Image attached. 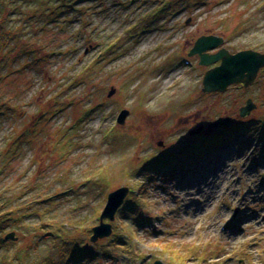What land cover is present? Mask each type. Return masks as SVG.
I'll list each match as a JSON object with an SVG mask.
<instances>
[{
	"label": "rangeland",
	"instance_id": "rangeland-1",
	"mask_svg": "<svg viewBox=\"0 0 264 264\" xmlns=\"http://www.w3.org/2000/svg\"><path fill=\"white\" fill-rule=\"evenodd\" d=\"M2 16L0 264H264V68L204 93L219 63L189 55L202 35L264 53V0H5ZM124 185L132 206L91 242Z\"/></svg>",
	"mask_w": 264,
	"mask_h": 264
},
{
	"label": "water",
	"instance_id": "water-1",
	"mask_svg": "<svg viewBox=\"0 0 264 264\" xmlns=\"http://www.w3.org/2000/svg\"><path fill=\"white\" fill-rule=\"evenodd\" d=\"M225 40L217 35H202L194 43L193 48L189 51L190 56L197 55L199 64L210 67L204 75L202 82V91L208 92H225L231 85H243L244 87L253 84L257 78L259 71L264 68V53L252 49L241 50L240 52L232 53L228 49L222 47ZM115 92L112 88L109 96ZM255 103L252 99H248L246 104L240 108V116L245 117L254 108ZM129 115V110L122 109L118 115V124H123ZM229 119L218 118L212 123V128L219 125L229 126ZM201 131L196 129L194 134ZM129 192V188L125 185L119 187L107 194V202L104 209L99 215V224L93 226L91 242H96L98 239L107 237L112 232L110 222H105V219L113 221L118 209L122 206ZM5 239L15 240L14 232L5 236ZM152 264H166L160 260H155Z\"/></svg>",
	"mask_w": 264,
	"mask_h": 264
},
{
	"label": "trees",
	"instance_id": "trees-1",
	"mask_svg": "<svg viewBox=\"0 0 264 264\" xmlns=\"http://www.w3.org/2000/svg\"><path fill=\"white\" fill-rule=\"evenodd\" d=\"M3 1H5V0H0V4ZM4 18L5 17H3V16L0 17V29H2L3 31L5 30V28L3 29V25H2L3 24V20L2 19H4ZM25 51H26V49H25ZM239 129H240L239 126H233V127L229 128V129L228 128H223L221 130L215 131L210 136H207L205 138H201L199 140V142L195 144V147L197 148L198 146H203V147H212L213 146V148H214L216 146H219L220 144H224L227 141V138H229L231 136L234 137V135L238 134ZM175 161H176V157H173V158L170 159L169 162L172 163V164H174ZM167 165H168L167 162L166 163H163V164L162 163H158V164L153 165V168L154 167H156V168H162L163 166H167ZM130 204H132L131 200L127 202V205L126 204L125 205H122L121 210H126L127 207L132 206ZM110 240H113V239H110ZM80 250L79 251L81 252V254H84V256H86V258L89 255V253L91 252V251H89V249L87 247L82 248ZM81 254L80 253H76L75 255L69 257L68 262L69 261L71 262L73 260L74 261H78L80 258H82V257H80V258L78 257V255L81 256Z\"/></svg>",
	"mask_w": 264,
	"mask_h": 264
},
{
	"label": "bare ground",
	"instance_id": "bare-ground-1",
	"mask_svg": "<svg viewBox=\"0 0 264 264\" xmlns=\"http://www.w3.org/2000/svg\"><path fill=\"white\" fill-rule=\"evenodd\" d=\"M173 73V72H172Z\"/></svg>",
	"mask_w": 264,
	"mask_h": 264
},
{
	"label": "flooded vegetation",
	"instance_id": "flooded-vegetation-1",
	"mask_svg": "<svg viewBox=\"0 0 264 264\" xmlns=\"http://www.w3.org/2000/svg\"><path fill=\"white\" fill-rule=\"evenodd\" d=\"M199 58V57H198Z\"/></svg>",
	"mask_w": 264,
	"mask_h": 264
}]
</instances>
